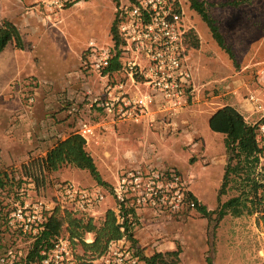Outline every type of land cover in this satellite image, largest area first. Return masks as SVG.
<instances>
[{
  "label": "rangeland",
  "instance_id": "obj_1",
  "mask_svg": "<svg viewBox=\"0 0 264 264\" xmlns=\"http://www.w3.org/2000/svg\"><path fill=\"white\" fill-rule=\"evenodd\" d=\"M203 1L208 3L209 13L217 21L234 58L219 47L201 17L189 8L188 1H184L188 24L199 40V49L189 50L197 91L195 99L179 118L178 128L166 135L149 132L140 125L121 124L116 129L98 131L95 140L86 144V149L109 188L116 184V176L130 167L153 165L175 169L186 179L190 194L208 210H217L238 192L231 188L219 201L227 156L224 135L213 132L209 120L230 96L249 103L250 94L263 88L260 80L264 74V0H250L239 7L221 6L233 0ZM118 10L115 0H74L66 9L51 16H43L36 10L29 17L28 24L38 22L32 27L42 29L45 36L28 39L29 42L25 43L26 50L20 53V60L25 63L27 57L29 62L22 73L14 70V78L7 84L4 81L7 71L1 68L5 59L0 60V173L15 177L12 180V201L14 198L21 204L26 199L42 200L54 208L62 183L82 188L98 186L89 172L71 167L47 174L40 186L24 176L25 162L29 163L30 158L45 157L62 137L54 140L48 149L42 148L38 145V126L33 127L22 120H32L30 118L37 115L38 125L39 117L46 112L49 114L46 116L56 118L57 123L67 122L72 118L68 115L69 107L77 102L80 110L87 109L96 115V111L89 110L77 98L87 82L82 78V61L91 39L111 44L110 27ZM37 15L45 17L46 22H41ZM30 27L26 25V28ZM10 45L13 46L10 50L17 49L15 44ZM91 79H88L90 85H94V79ZM31 96L35 102L30 108L28 99ZM8 111L14 114L5 116ZM262 115L254 114L253 119H248L250 124L258 123ZM98 120L99 116L91 121ZM72 129L76 132L75 128ZM59 133H64V137L71 134L67 128ZM17 153L22 155V163L17 161ZM11 161L14 162L10 166H4ZM107 197L99 209L111 205L112 197ZM1 202L6 204L9 201ZM99 219H95L97 223L102 221ZM155 219L154 224H141L137 217L132 219L135 248L142 256L178 251L177 264L264 263V228L258 215H227L216 223L202 217L196 210H189L182 216ZM91 236H86L87 242H92ZM3 239L6 246L24 253H28L31 246V240L22 235L8 233ZM72 247L75 257L83 254L79 245ZM4 252L5 248L1 247L0 254Z\"/></svg>",
  "mask_w": 264,
  "mask_h": 264
},
{
  "label": "built area",
  "instance_id": "obj_2",
  "mask_svg": "<svg viewBox=\"0 0 264 264\" xmlns=\"http://www.w3.org/2000/svg\"><path fill=\"white\" fill-rule=\"evenodd\" d=\"M73 1L43 0L40 9L51 16ZM184 1L187 2L121 0L119 46L116 47L112 39L109 45L96 39L88 42L82 61V78L87 82L78 97L89 110L99 114V120L81 118L79 102L72 103L68 111L77 121L76 133L86 144L95 140L98 131L115 129L118 124L142 125L149 131L167 135L178 128L179 118L195 99L197 91L194 67L186 46V35L191 29ZM91 78L94 85H90L88 79ZM260 82L263 88L250 94L248 101L263 114L258 122L257 139L264 148V74ZM34 102L31 96L28 106L31 108ZM107 194L114 200L118 213L121 210L133 212L127 216L131 220L144 211L151 212L157 219H169V216H182L197 208L180 172L153 165L124 169L109 189L62 183L54 208L58 206L95 218L98 209L106 203ZM52 209L42 200L25 201L15 206L9 225L36 237L43 231L46 214ZM22 256L21 252L10 250L0 256V264H18ZM42 256V264H77L68 239H59L50 251H43ZM94 264L143 263L138 250L124 237L111 242L107 253Z\"/></svg>",
  "mask_w": 264,
  "mask_h": 264
},
{
  "label": "trees",
  "instance_id": "obj_3",
  "mask_svg": "<svg viewBox=\"0 0 264 264\" xmlns=\"http://www.w3.org/2000/svg\"><path fill=\"white\" fill-rule=\"evenodd\" d=\"M115 1L119 8L120 0ZM187 1L189 8L197 13L207 25L219 47L225 50L231 58H234L231 49L226 45L217 21L209 13L208 3L203 0ZM248 2L250 0H234L223 3L221 6L239 7ZM118 16L119 12L117 11L110 29L116 47L120 44ZM12 43L19 50L25 49L17 26L13 22L5 20L0 27V54ZM186 46L188 50L199 49V40L193 30H190L186 35ZM114 67L116 66L114 65ZM258 126L259 123L255 125L248 123L243 114L230 105L218 108L211 115L209 127L213 132L224 135L227 156L223 182L219 191V201L220 197L231 188H234L238 195L222 203L217 210H208L192 194H189L190 198L197 203L196 212L210 222L219 223L227 215L235 217L244 214L258 215L264 228V162H261V159H264V148L258 143ZM65 167L87 171L99 186L109 188V184L103 180L94 158L87 151L85 140L76 132L71 133L65 139L58 140L45 157L31 159L28 164L23 166V169L24 176L40 186L44 183L47 174L57 172ZM14 178L9 173H0V200L9 201L6 204L0 201V248H5V252L0 256L13 250L17 253L21 252L23 255L18 264H42L43 251H50L59 239H68L71 245H79L83 251V254L76 256L77 264H94V260L100 259L107 253L109 244L113 241L127 237L135 247L136 241L133 240L132 235L133 221L127 218L129 214L133 213L130 210H121L118 213L113 209H108L103 220L97 223L93 217L83 216L57 206L46 214L44 229L38 236L30 237L15 230L9 225V216L15 206L19 204L17 199L12 198L13 201L11 200ZM25 201L28 200H23L21 203ZM121 219L123 220L121 221ZM8 233L29 238L31 246L28 253L6 246V243H3V237ZM88 234L93 236V241L90 243L86 241ZM138 255L143 264H177L180 253L178 251L157 252L151 257H146L142 256L138 250Z\"/></svg>",
  "mask_w": 264,
  "mask_h": 264
},
{
  "label": "crops",
  "instance_id": "obj_4",
  "mask_svg": "<svg viewBox=\"0 0 264 264\" xmlns=\"http://www.w3.org/2000/svg\"><path fill=\"white\" fill-rule=\"evenodd\" d=\"M43 0H0V27L2 26L3 22L5 20L11 21L13 22L19 29V32L21 34V37L23 39L24 44L29 42L28 39L30 40H34L35 38H39L42 39L43 36H45V32L42 29H37L36 26L32 27L34 24L38 23H34V24H28L29 18L31 15L35 14V11L37 10L38 12H40L41 14H43V16H46V13L40 9V5L38 6H33L35 3L38 2H42ZM234 1V0H233ZM33 6V7H31ZM37 17L39 18V20L41 22H46V18L41 17L39 15H37ZM115 20V18H114ZM113 20V22H114ZM112 22V24H113ZM111 24V26H112ZM26 25L31 26L30 28H26ZM111 29V27H110ZM13 47L12 45H8L6 47V49L0 54V60L1 59H5L3 61V65L1 68L6 69L7 71V77L6 79H4V81L7 83L9 80L12 81V79L14 78V74L13 71L18 70V74H21L24 68V66H26V64L29 62V60H27L26 57V61L25 63L23 61L20 60V53H24V51L26 50H19V49H14V51L10 50L9 48ZM5 71V72H6ZM3 73V72H2ZM2 74H1V70H0V79ZM12 78V79H11ZM9 83V82H8ZM7 83V84H8ZM77 98L79 99V97L77 96ZM239 104V106H237ZM226 105H230L235 107L237 110H239L243 116L245 117V120L249 122L248 119H253L254 118V114L259 112L257 111L256 108H254L250 103L244 101L243 99L239 100V97H234V96H230L228 101L224 103L223 106ZM40 109V108H39ZM41 110V109H40ZM10 113L14 114L13 112H6L5 116L10 115ZM246 113V116H245ZM49 115L46 112H43L41 117H39L38 120V125L37 124V115L33 118H30L32 120L29 119H24L22 120L21 113H19V119L27 122L31 125H33V127L38 126V145L41 146L42 148H47L50 147L54 140H56L57 138H63L65 139L66 137H64L65 135H63L64 133H59V130H61L62 132L66 131L67 128V132L69 131L70 133L73 132L72 128H75V131H77L78 129V124L76 119L74 118H69V120L67 122H62V123H57L56 118H52L50 116H46ZM81 118L87 119V120H94V119H98V114L96 113V115L91 114L87 109L82 111L81 114ZM67 117V116H65ZM80 117V116H79ZM30 121V122H29ZM71 125V126H70ZM73 125V127H72ZM121 124H118L116 126L119 127ZM142 126V125H140ZM145 130L149 131L145 126H142ZM115 128V129H116ZM152 132V131H149ZM167 135V134H166ZM52 137L54 139H52ZM154 140H156V138H154ZM38 147V146H37ZM37 152V151H36ZM36 152H34L33 154L35 155ZM25 154H28L27 152ZM31 154V155H33ZM29 156V155H28ZM17 161H21L22 163V155H18L17 153ZM31 159H35V158H30ZM29 160V159H28ZM24 161V160H23ZM14 161H11V163H6L4 166H10ZM26 164L27 161L25 162ZM1 169V168H0ZM117 178L118 175L115 178V183L117 182ZM113 185V184H111ZM108 209H113L116 212H118V209L116 207V204L114 203V200H111V205H105V207H103L102 209H98V212L95 216V219L98 220V218L102 219L104 218V215L106 213V211ZM137 216H135L134 218H136ZM138 220L141 222V224H154L155 222V217L153 216V214L149 211H144L142 213L138 214ZM99 219V220H100ZM205 225V224H203ZM208 225V224H206ZM93 238V236H91ZM87 241V240H86ZM93 241V240H91ZM90 243V242H89Z\"/></svg>",
  "mask_w": 264,
  "mask_h": 264
}]
</instances>
